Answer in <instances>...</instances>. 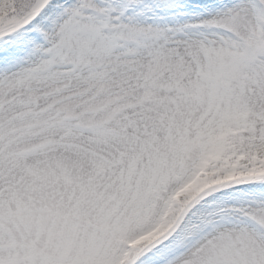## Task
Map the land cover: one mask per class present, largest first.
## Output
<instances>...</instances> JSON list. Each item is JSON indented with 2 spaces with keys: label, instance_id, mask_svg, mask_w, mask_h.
<instances>
[{
  "label": "snow or ice",
  "instance_id": "obj_1",
  "mask_svg": "<svg viewBox=\"0 0 264 264\" xmlns=\"http://www.w3.org/2000/svg\"><path fill=\"white\" fill-rule=\"evenodd\" d=\"M0 264H264V0H0Z\"/></svg>",
  "mask_w": 264,
  "mask_h": 264
}]
</instances>
